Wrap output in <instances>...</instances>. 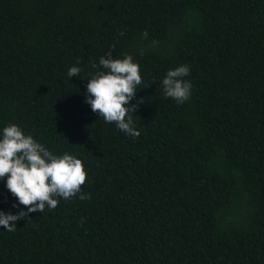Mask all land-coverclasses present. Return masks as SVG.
<instances>
[{"label": "trees", "instance_id": "16d2710c", "mask_svg": "<svg viewBox=\"0 0 264 264\" xmlns=\"http://www.w3.org/2000/svg\"><path fill=\"white\" fill-rule=\"evenodd\" d=\"M106 53L140 66L136 137L84 102ZM178 64L182 104L159 85ZM7 123L81 159L87 198L0 226V264H264V0H0Z\"/></svg>", "mask_w": 264, "mask_h": 264}, {"label": "clouds", "instance_id": "9594fccd", "mask_svg": "<svg viewBox=\"0 0 264 264\" xmlns=\"http://www.w3.org/2000/svg\"><path fill=\"white\" fill-rule=\"evenodd\" d=\"M92 68L96 71L86 77L84 102L105 123H114L125 135L138 136L140 133L132 115L138 104L130 101L142 81L139 64L130 54L113 58L111 53H106L98 58V65L92 64ZM81 71V67L72 65L66 74L68 78L79 77ZM189 74L186 64L167 69L159 81L162 95L177 104L188 100L192 85L185 77ZM86 175L77 156L69 152L55 154L17 124L3 125L0 127V179L15 198L11 207H26L16 212L0 210V226L12 232L16 229V221L29 213L43 212L45 207L55 208L58 198L86 199L87 195L81 192Z\"/></svg>", "mask_w": 264, "mask_h": 264}]
</instances>
